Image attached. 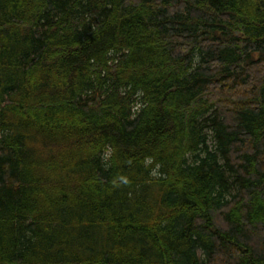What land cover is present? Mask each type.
<instances>
[{
	"label": "trees",
	"instance_id": "obj_1",
	"mask_svg": "<svg viewBox=\"0 0 264 264\" xmlns=\"http://www.w3.org/2000/svg\"><path fill=\"white\" fill-rule=\"evenodd\" d=\"M0 264H264V0H0Z\"/></svg>",
	"mask_w": 264,
	"mask_h": 264
}]
</instances>
